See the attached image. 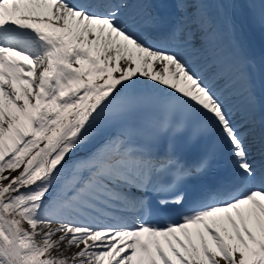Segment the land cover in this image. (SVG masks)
Returning a JSON list of instances; mask_svg holds the SVG:
<instances>
[{
    "label": "snow or ice",
    "instance_id": "obj_1",
    "mask_svg": "<svg viewBox=\"0 0 264 264\" xmlns=\"http://www.w3.org/2000/svg\"><path fill=\"white\" fill-rule=\"evenodd\" d=\"M237 16L264 0H0V264H264Z\"/></svg>",
    "mask_w": 264,
    "mask_h": 264
},
{
    "label": "bare ground",
    "instance_id": "obj_2",
    "mask_svg": "<svg viewBox=\"0 0 264 264\" xmlns=\"http://www.w3.org/2000/svg\"><path fill=\"white\" fill-rule=\"evenodd\" d=\"M242 22H249V20H247V19H244V18H241L240 19ZM253 30V28L252 27H250V31H252ZM263 32L264 33V31L263 30H261V29H259V30H256V29H254V32H255V34H258L257 32ZM259 40V39H258Z\"/></svg>",
    "mask_w": 264,
    "mask_h": 264
}]
</instances>
